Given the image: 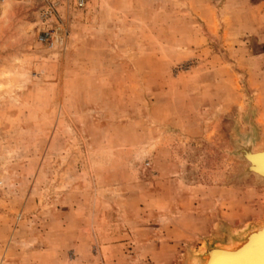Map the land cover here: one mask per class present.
<instances>
[{
	"label": "rangeland",
	"instance_id": "374dc122",
	"mask_svg": "<svg viewBox=\"0 0 264 264\" xmlns=\"http://www.w3.org/2000/svg\"><path fill=\"white\" fill-rule=\"evenodd\" d=\"M250 130L264 0L1 1L0 264H196L264 222Z\"/></svg>",
	"mask_w": 264,
	"mask_h": 264
},
{
	"label": "bare ground",
	"instance_id": "6f19581e",
	"mask_svg": "<svg viewBox=\"0 0 264 264\" xmlns=\"http://www.w3.org/2000/svg\"><path fill=\"white\" fill-rule=\"evenodd\" d=\"M239 137L232 142L230 153L239 160L234 180L254 177L256 184L264 186V141L259 142L252 130ZM214 245L212 253L206 251V246L200 249L196 264H264V222L243 228L229 244Z\"/></svg>",
	"mask_w": 264,
	"mask_h": 264
},
{
	"label": "built area",
	"instance_id": "2783aa9c",
	"mask_svg": "<svg viewBox=\"0 0 264 264\" xmlns=\"http://www.w3.org/2000/svg\"><path fill=\"white\" fill-rule=\"evenodd\" d=\"M1 1V0H0ZM5 1V0H2ZM55 1H60V0H50V2H55ZM69 2H73L74 6L76 8H80V9H84L87 7V5L89 4V0H67ZM53 11H54V7L53 6H49L47 9V14L49 15H53Z\"/></svg>",
	"mask_w": 264,
	"mask_h": 264
},
{
	"label": "water",
	"instance_id": "95a60500",
	"mask_svg": "<svg viewBox=\"0 0 264 264\" xmlns=\"http://www.w3.org/2000/svg\"><path fill=\"white\" fill-rule=\"evenodd\" d=\"M214 247H210V246H206V251H210L211 253H212V249H213ZM205 254L203 253V256H204ZM206 256V255H205Z\"/></svg>",
	"mask_w": 264,
	"mask_h": 264
}]
</instances>
